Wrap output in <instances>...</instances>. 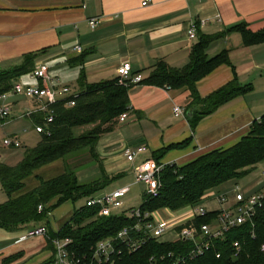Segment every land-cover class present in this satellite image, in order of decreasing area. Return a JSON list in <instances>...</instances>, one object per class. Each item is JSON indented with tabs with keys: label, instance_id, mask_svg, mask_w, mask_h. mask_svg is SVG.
Masks as SVG:
<instances>
[{
	"label": "crops",
	"instance_id": "1",
	"mask_svg": "<svg viewBox=\"0 0 264 264\" xmlns=\"http://www.w3.org/2000/svg\"><path fill=\"white\" fill-rule=\"evenodd\" d=\"M144 1L0 0V72L17 69L25 65L28 56L37 55L34 68L47 65L53 77L60 75L63 85L78 87L81 94L86 86L119 80L118 69L127 63L133 74L141 75L143 80L149 78L159 62L185 69L190 64L193 47L201 40H211L207 57L226 55L228 64L197 83L200 97H209L235 79L253 89L219 108L192 130L188 120L192 103L188 88L133 85L129 120L105 134L96 148L100 163L113 181L124 178L135 168L127 161V149L144 147L142 159H151L170 147L160 163L184 167L206 154L234 147L249 135L253 123L264 116V43L247 45L242 34L232 31L246 25L252 33L263 32L264 0H152L143 6ZM93 19L99 20L96 29L90 26ZM201 21L207 23L199 27L197 39L191 42L187 37L188 26ZM19 82L28 80L24 76L13 85ZM32 106L35 104L29 101L18 112L22 115L12 117L10 122L29 121L35 131L37 120L25 115ZM176 107L184 111L183 116H175ZM6 121L0 128L11 124L6 125ZM0 136L2 146L4 139L15 136L22 143L20 149H4L24 153L28 149L19 132ZM186 142V146L178 147ZM67 165V160H59L36 170L13 198L36 190L42 181L65 174ZM95 166V173L101 177L99 165ZM247 191L255 194L262 190L258 187ZM7 201V195L0 198V206ZM77 210L74 203L67 202L51 214L48 224L39 226L57 234ZM34 227L23 225L12 232L0 228V263L9 258L19 263L18 259L31 257L25 264L55 260L53 251L48 249V239L19 242ZM30 241H37L39 249L23 246Z\"/></svg>",
	"mask_w": 264,
	"mask_h": 264
},
{
	"label": "trees",
	"instance_id": "2",
	"mask_svg": "<svg viewBox=\"0 0 264 264\" xmlns=\"http://www.w3.org/2000/svg\"><path fill=\"white\" fill-rule=\"evenodd\" d=\"M232 31L242 34L247 45L264 43V31L252 33L246 25L238 26ZM212 43L211 40H201L197 43L192 49L190 64L185 69L172 68L165 62H159L149 78L139 84L168 87L173 90L188 88L192 99L188 108V120L192 130L222 106L253 91L251 87L244 86L235 79L209 97H200L197 83L221 65L228 64L226 55L212 59L207 57L206 52ZM36 59L37 55L28 56L25 65L0 72V96L10 91L15 81L34 69ZM132 86L128 83L121 85L119 80L86 86L76 98L74 107H68L65 103L55 106V119L49 126L48 134L41 135L42 138L36 147L25 151L19 166L0 165V184L8 197L7 203L0 206V228L12 232L23 225L32 224L37 227L40 224H48L50 215L57 208L67 202L76 204L83 200L88 201L114 180L107 176L96 148L105 134L118 127L120 116L130 113ZM35 119L36 123H43V116H37ZM187 144L188 142L178 147ZM169 150L170 147L155 153L152 159L160 163ZM87 155L92 158L93 165H99L101 177L88 184H82L77 176V167H72L68 161L70 158ZM59 160L68 162L65 174L42 181L36 190L13 198L24 188V182L36 170ZM262 164L264 116L253 123L249 135L234 147L211 152L184 167L168 166L160 177L159 195H144L140 210L143 214L163 209L175 213L189 207H198L211 192L219 191L230 182L240 181ZM40 206L44 208L42 212H39ZM219 214V211H214L207 217H197L192 224L200 230L202 225L213 223ZM137 223L138 219L135 217H100L98 209L87 208L85 205L75 212L72 220L59 233L49 232L48 247L54 251V240L71 239V250L77 255H89L97 243L116 238L121 230ZM181 229L183 227L178 230ZM234 243L240 245L237 257ZM263 246L264 206L244 226L232 230L224 240L214 241L212 249L203 256L188 258L194 248L191 242L153 240L133 254L128 253L119 243L118 247L124 249V253L116 257L115 264H173L177 258L182 257L185 260L180 264H264ZM52 263L54 264L55 260H52Z\"/></svg>",
	"mask_w": 264,
	"mask_h": 264
},
{
	"label": "built area",
	"instance_id": "3",
	"mask_svg": "<svg viewBox=\"0 0 264 264\" xmlns=\"http://www.w3.org/2000/svg\"><path fill=\"white\" fill-rule=\"evenodd\" d=\"M200 2L202 0H194ZM152 0H145L143 6H147ZM99 20L90 21L92 29H96ZM207 21L191 23L188 26L187 37L193 42L197 39L199 27L204 26ZM78 50H81L80 48ZM119 83L121 85L128 83L138 85L143 81V77L139 74H133L132 67L129 63L123 64L118 69ZM27 83L19 82L13 88L0 96V102H6L11 97H22L35 104L34 109L27 112L28 117L35 118L43 116V123L35 124V132L39 135L48 134L49 126L54 122L56 105L65 103L68 107H74L77 96H73L71 89L64 86L59 77L51 75L50 68L47 65H41L34 68L28 75ZM80 95V94H79ZM13 106L5 103L0 105V124L11 116ZM175 116L184 115V111L176 107L174 109ZM130 118V113H124L119 118V125L125 124ZM3 147L7 149H20L22 143L18 137H9L3 140ZM146 149H127L125 155L127 161L134 165L136 182L145 184L147 192L145 195L156 197L161 189L160 177L162 172L170 165L156 162L154 159H142ZM264 177V172L262 173ZM131 188L125 187L110 193H99L88 199L86 207L98 209L100 217L113 216V211L121 209L123 200L130 194ZM232 195V196H231ZM216 201L220 205L219 210H207L205 207L198 206L195 208H186L174 214H182L191 216L192 219L183 229L173 228L172 223L157 222L154 214H143L140 209L133 212V217L138 219L135 226L124 228L120 231L116 238L100 241L95 245L89 255H77L71 250L73 241L71 239L54 240V259L56 264H115L116 257L122 256L124 249H120L118 244L127 249L128 253L138 252L149 241H162V238L173 232L176 237L173 241L168 242H191L194 248L188 255L189 259H194L205 255L212 249L213 242L216 240H224L226 236L234 229L244 226L248 221L252 220L259 209L264 206V191L251 194L248 191L235 186L231 194L218 196ZM43 207H39V212L43 211ZM169 211V210H168ZM219 211L220 214L211 224H204L198 230L192 224L197 217H207L208 214ZM171 212V211H170ZM173 213V212H171ZM51 216V215H50ZM189 225V226H187ZM33 238H49V230L45 226H37L27 231L19 242H24ZM237 250L235 257L240 252L239 243H234ZM264 251V246H263ZM220 258V256H217ZM185 258H177L173 264H180Z\"/></svg>",
	"mask_w": 264,
	"mask_h": 264
},
{
	"label": "rangeland",
	"instance_id": "4",
	"mask_svg": "<svg viewBox=\"0 0 264 264\" xmlns=\"http://www.w3.org/2000/svg\"><path fill=\"white\" fill-rule=\"evenodd\" d=\"M59 78L60 75H59ZM67 86V85H64ZM72 91L73 96L79 95V88L78 87H70ZM28 102L26 99L22 97H11L8 99L6 102H1V106L5 103L15 106L17 105V108L14 107L13 112L11 116L7 119V123H11L10 121L12 120V117L19 118L18 116L22 115L18 112H22V110L25 108V106L28 105ZM32 109L34 107L32 106ZM27 115V113L25 114ZM24 115V116H25ZM8 124L4 128H0V135H5V136H11L15 132H19L22 135V139L25 140L27 144V148L31 149L36 147L38 142H40L42 136L39 134H36L34 131V126L32 125L31 122L24 120V122H16L12 125ZM11 125V126H9ZM28 130L27 132H25ZM1 136H0V165H10L11 167H17L20 165V163L24 159V151L23 150H7L4 149L2 144H1ZM71 159V158H70ZM70 164L72 167H77V176L79 178V181L82 184H88L90 182H93L97 180V178L100 177V175L95 172H97V167L93 165L92 158L89 157L88 155L85 157H80V158H73L69 160ZM84 164V165H82ZM79 166V167H78ZM264 172V164L259 165L255 170H253L251 173L246 175L243 179L240 181H233L230 182L229 184L223 186L219 191H214L213 194H211L209 197L206 198V200L200 205L202 207H205L207 210H219L221 207L216 201L218 196L224 195V194H231V192L234 190L236 184L244 189V190H251L253 188H258L260 187L262 191H264V177L262 176V173ZM89 175V176H88ZM125 187H130L131 192L130 194L123 200V206L121 209H117L113 211V214L115 216H125L128 218L133 217V212L137 209H140L141 205L144 202V195L147 192V187L145 184H138L136 182V174H135V169L130 170L127 172V175L124 178H120L118 180L112 181L107 187L103 189V193H110L114 192L116 190L125 188ZM232 196V195H231ZM6 193L3 190L2 185L0 184V198H5ZM87 200L80 201L79 203L75 204L76 209H80L85 206ZM5 204V203H3ZM63 206V205H62ZM60 206V208L62 207ZM73 208V206H72ZM58 209V208H57ZM56 209V210H57ZM59 211L57 212V214ZM57 214H55V219L59 222V219L57 217ZM155 219L157 222H168L172 223L173 228H179L182 226H185L189 221L192 219L191 216L188 215H182V214H174L171 213L168 210H159L156 211L154 214ZM52 217V216H51ZM51 217L49 220H52ZM54 219V218H53ZM176 235L173 232H170L166 236L162 238V241L168 242V241H173L175 239ZM26 248H35L39 249V243L37 241H30L26 244H24ZM18 248V247H17ZM16 248V249H17ZM50 250V248L48 247ZM52 251V250H51ZM35 256H37L35 254ZM31 257L27 258L26 260L24 259H18L20 260L19 263L17 262L16 259L9 258L4 262H1L0 264H25L26 261L30 260ZM52 259V258H51ZM29 262V261H28ZM44 264H53L52 260L45 262Z\"/></svg>",
	"mask_w": 264,
	"mask_h": 264
}]
</instances>
